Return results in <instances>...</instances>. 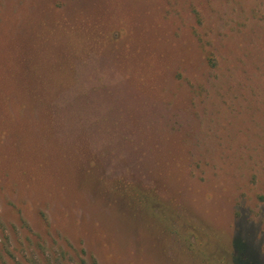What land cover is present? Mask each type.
<instances>
[{
    "label": "rangeland",
    "instance_id": "rangeland-1",
    "mask_svg": "<svg viewBox=\"0 0 264 264\" xmlns=\"http://www.w3.org/2000/svg\"><path fill=\"white\" fill-rule=\"evenodd\" d=\"M107 181L194 230L146 235ZM240 236L264 264V0H0V264H229Z\"/></svg>",
    "mask_w": 264,
    "mask_h": 264
},
{
    "label": "trees",
    "instance_id": "trees-1",
    "mask_svg": "<svg viewBox=\"0 0 264 264\" xmlns=\"http://www.w3.org/2000/svg\"><path fill=\"white\" fill-rule=\"evenodd\" d=\"M85 39L84 37V41ZM85 44L82 46V49H79L80 51H76V55L77 53L78 55L81 52L84 53ZM58 65L57 72L59 74L63 75L67 72L68 78L72 76L74 80L76 79L77 70L73 65L70 64V67H66L65 65L61 67V64ZM94 176V172L87 170L86 181L91 184ZM113 182H99V185L102 187L103 192L105 191L109 195L117 197L119 200L123 199L125 201L123 207L126 206L129 211L136 212V216L138 215L141 219V226L144 223L143 229H145L146 235L151 236L157 233V236L160 235L159 238H162L164 235L169 237L173 236L174 234L171 228L174 225L180 226L185 233L190 232L191 229L194 230L192 225L196 221L195 214L192 207L187 205L186 201L175 202V198H169L167 201H163L155 189H149L140 185L126 187L119 181L116 183ZM133 212L130 215L135 218ZM127 218L132 220L130 217ZM186 239L185 236L177 235V240H175L185 243ZM84 255L85 251L83 249L79 250L75 257L69 251L60 248L58 252L54 253V256L51 253L49 254V261L54 260L52 262H55V264H70L69 261L76 262V264H98L94 257L91 256L92 258L88 260L83 258ZM229 257V264H260L257 257L247 251L245 241L241 236L233 240L232 252L229 254Z\"/></svg>",
    "mask_w": 264,
    "mask_h": 264
}]
</instances>
